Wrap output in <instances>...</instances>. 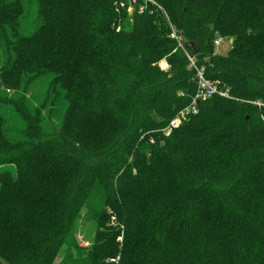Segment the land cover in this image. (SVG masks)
Returning a JSON list of instances; mask_svg holds the SVG:
<instances>
[{"label": "trees", "instance_id": "obj_1", "mask_svg": "<svg viewBox=\"0 0 264 264\" xmlns=\"http://www.w3.org/2000/svg\"><path fill=\"white\" fill-rule=\"evenodd\" d=\"M188 56L230 97L165 136L197 94ZM63 249L58 264H264V0H0V264Z\"/></svg>", "mask_w": 264, "mask_h": 264}, {"label": "rangeland", "instance_id": "obj_2", "mask_svg": "<svg viewBox=\"0 0 264 264\" xmlns=\"http://www.w3.org/2000/svg\"><path fill=\"white\" fill-rule=\"evenodd\" d=\"M131 3L134 5L136 3V0H131ZM128 12L130 14H132L133 8L131 7L128 10ZM170 37L172 38L171 34H170ZM232 44H233V40L232 39H223L222 43H221V45L219 47L215 46V53L217 55H220V56L227 55L228 51L232 47ZM155 66L159 67L161 70H163L165 72H168L171 69V67H170L168 61L166 60V58H162L161 60H159L155 64ZM46 89H47V86L40 87V88L36 89L35 92H34V90L32 91L31 96H33V104L35 106H36V104L39 103V100L41 98V97H39V94L40 93H44V91ZM62 114H63V112H61V114L58 117H52V120L55 123L60 122L61 119H62V116H61ZM179 114H180V112H178L176 114V116L170 121V123L165 127L164 130L170 128L171 122L174 119L179 120V118H178ZM8 119H9V122H11L12 126L14 127V129L17 130V131H20L25 126V123L22 121V119L19 118L16 115H14V114H12V116L9 115ZM184 121H185L184 119L180 118V122H179L178 127L181 126ZM178 127H176V128H178ZM174 129H172V131ZM86 212H87L86 207H83L81 209L79 215H78L75 235H76V238H77V241H78L80 247L88 249L93 244V241H94V238H95V234H96V230H97V224L94 221H89L88 219L85 218ZM83 243H86L87 246L86 247L82 246ZM65 252H66V249H63L60 252V254L58 256V259L56 260L55 264H58L62 260V258L65 255Z\"/></svg>", "mask_w": 264, "mask_h": 264}, {"label": "built area", "instance_id": "obj_3", "mask_svg": "<svg viewBox=\"0 0 264 264\" xmlns=\"http://www.w3.org/2000/svg\"><path fill=\"white\" fill-rule=\"evenodd\" d=\"M171 36L172 38L176 39L181 46L182 38L178 34H176V32H173ZM221 43L222 39H217L214 45L216 47H219ZM188 58L190 61V67L195 71V77L198 86L197 94L193 98L192 103L188 107L180 111V114L178 116L179 120L174 119L171 122L170 128L164 130L165 136H169L172 132V129L178 127L180 118L185 119L191 115L197 114L199 112L198 105L201 101H206L213 96H220L223 98L230 97L228 89L222 88L217 82L206 77L205 66L198 65L197 60L192 56H188ZM82 246L86 247L87 244L83 243ZM118 261L119 258L109 260V262L111 263H116Z\"/></svg>", "mask_w": 264, "mask_h": 264}, {"label": "water", "instance_id": "obj_4", "mask_svg": "<svg viewBox=\"0 0 264 264\" xmlns=\"http://www.w3.org/2000/svg\"><path fill=\"white\" fill-rule=\"evenodd\" d=\"M191 46L194 49L196 54L199 53L200 48L196 44L192 43Z\"/></svg>", "mask_w": 264, "mask_h": 264}]
</instances>
